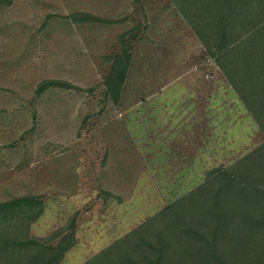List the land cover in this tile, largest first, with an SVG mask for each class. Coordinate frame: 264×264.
Returning <instances> with one entry per match:
<instances>
[{
    "label": "rangeland",
    "instance_id": "1",
    "mask_svg": "<svg viewBox=\"0 0 264 264\" xmlns=\"http://www.w3.org/2000/svg\"><path fill=\"white\" fill-rule=\"evenodd\" d=\"M263 144L170 0H0V201L43 200L32 236L74 232L61 264H85Z\"/></svg>",
    "mask_w": 264,
    "mask_h": 264
},
{
    "label": "trees",
    "instance_id": "2",
    "mask_svg": "<svg viewBox=\"0 0 264 264\" xmlns=\"http://www.w3.org/2000/svg\"><path fill=\"white\" fill-rule=\"evenodd\" d=\"M214 57L264 133V0H170ZM129 58L114 59L110 93ZM264 144L119 238L85 264H264ZM41 198L0 201V264H61L73 233L30 234ZM71 228V227H69Z\"/></svg>",
    "mask_w": 264,
    "mask_h": 264
}]
</instances>
